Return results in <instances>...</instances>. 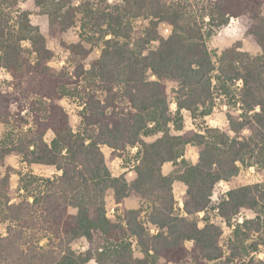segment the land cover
I'll list each match as a JSON object with an SVG mask.
<instances>
[{
    "label": "trees",
    "instance_id": "16d2710c",
    "mask_svg": "<svg viewBox=\"0 0 264 264\" xmlns=\"http://www.w3.org/2000/svg\"><path fill=\"white\" fill-rule=\"evenodd\" d=\"M19 2L0 0V73L9 76L0 82V123L8 127L0 142V264H264L251 256L264 251V0H76L66 23L51 21L64 31L77 17L80 29L71 44L60 29L52 33L68 50L59 69L27 15L28 36L20 37L11 16ZM231 18L245 22L261 54L227 48L216 63L207 40ZM139 21L147 22L140 30ZM160 25L170 27L168 36ZM94 48L99 56L86 67ZM167 82L176 85L175 111ZM238 82L240 112L227 114L228 131L171 132V125L182 130L183 111L210 115L215 90L227 93ZM67 97L81 106L77 132L60 103ZM189 146L195 163L184 159ZM103 147L109 160L137 148L132 181L112 175ZM9 156L59 175L20 177L22 194L11 202ZM249 167L261 182L228 188L216 209L227 226L243 209L255 216L236 223L223 245V228L200 226L197 216L220 182ZM174 182L185 186L180 214ZM108 191L118 206L114 220ZM127 198L145 207L126 208ZM75 239L85 241L83 252L69 246Z\"/></svg>",
    "mask_w": 264,
    "mask_h": 264
},
{
    "label": "rangeland",
    "instance_id": "374dc122",
    "mask_svg": "<svg viewBox=\"0 0 264 264\" xmlns=\"http://www.w3.org/2000/svg\"><path fill=\"white\" fill-rule=\"evenodd\" d=\"M75 2L76 0H43L40 2L36 0H20L18 7L15 9V11H13L14 13L12 12L11 14L14 25L19 28L18 32L21 38H23V36H28V32L24 31V28L27 27L26 25H24V18L25 15H27L28 24L31 27L38 29L39 33L45 39L47 48L52 51L53 55L50 61V65L55 69H59L65 65L66 59L68 57V50L64 46H62L56 38L52 37V33L56 34L60 29V35L63 42L66 44H71L79 40L80 29L78 26L77 17H74L75 23L64 31H61V26L63 24L58 26L57 23H52L51 21L55 16H57L59 18L58 20H56L57 22L60 23L65 21L64 23H66V21L68 20V10L70 8V5H73ZM146 24V21H139L136 23V26L140 30L143 29ZM52 26L54 28L53 31ZM246 30L247 26L245 22L236 18H231L224 29H222L217 35L207 40L208 48L213 54V60L217 63L218 56H220L221 53L227 48H236L237 50H241L252 55L261 54L260 46L253 38V36H249L246 33ZM158 32L163 37H166L170 33V27L166 25H160L158 27ZM155 46L156 43H151L145 46V49H154ZM98 56L99 49L94 48L85 61L86 67H89V64ZM150 77L151 79H154V77ZM4 79H9V76L4 71H2L0 73V82ZM166 85L168 96L171 102L170 109L171 111H175L176 106L173 103V99L176 85L171 82H167ZM240 86V82L236 83V85L231 86L230 90L227 93L220 91V89H216L214 92L213 109L210 115L202 117L199 115V113H197L196 115H191L189 112L183 111L182 130H176L175 126L171 125V132L173 134H179L188 129L203 131L206 127L219 128L223 131H228L227 114H236L240 112L238 111V104H236L239 93L238 88ZM60 103L69 114V121L73 130L77 132L80 127L79 112L81 110V106L79 104V101L77 99L67 97L62 99ZM7 130L8 127L0 123V142ZM156 137L157 136L146 137L144 138V140L147 142H151ZM50 139L51 135H48L47 140L50 141ZM102 151L106 157L107 166L109 167L113 175L119 174L122 169H125L127 171L131 170L132 166L136 162V151L132 149L131 151H128L126 154H124L122 158L116 159L115 162H112L108 159L110 155V150L108 148L103 147ZM196 156L197 154L195 148L189 146L186 150L184 159L190 163H195ZM7 162L8 165L13 169L10 177L9 192L11 202H17L22 194V191L19 190L21 185L20 177L26 178L28 177V175H34L43 178H53L59 175V172L56 171V169L53 167L40 165H35L32 167L26 166L18 157H10L7 159ZM171 167V165H168L165 168L164 172L167 173L171 169ZM258 182H261V178L256 173L255 167H249L242 168L239 174L234 177L229 183H219L212 196L211 204L205 210V212H202L197 216L199 225L202 226L204 221L208 220L218 226H221L224 230L223 245H225L226 239L231 235L233 226L236 223H241L245 218H253L255 214L252 211L243 209L236 217L231 220V225L233 226H227L217 214L216 204L218 202V199L230 187L250 185ZM184 189L185 187L182 183H176L174 186V195L176 199L175 212L177 214L181 213ZM140 206L145 207V205L137 200H127L126 202V207L129 208H138ZM116 209L117 207L113 205V200L111 198V191H109L106 199V210L109 218L114 220L116 219V217H118V212ZM152 230L151 232H154V230ZM3 235H5L4 226H0V236ZM69 246L76 252H83L86 249V243L83 239H75L70 243ZM134 253L135 256L141 257V254L137 250L136 246H134ZM251 256L255 257L257 260L264 262V251L262 250L252 253ZM88 264L96 263L94 261H90ZM158 264L171 263H167L161 259Z\"/></svg>",
    "mask_w": 264,
    "mask_h": 264
},
{
    "label": "crops",
    "instance_id": "0c3cea01",
    "mask_svg": "<svg viewBox=\"0 0 264 264\" xmlns=\"http://www.w3.org/2000/svg\"><path fill=\"white\" fill-rule=\"evenodd\" d=\"M111 152V151H110ZM10 157H18V156H9V157H7L6 158V162H7V159L8 158H10ZM19 158V157H18ZM116 159H118V158H116ZM116 159H114V160H110V161H112V162H115V160ZM196 160H197V156H196ZM107 162V161H106ZM7 164H8V162H7ZM168 165H171L170 163H166V164H164V166H163V173L164 174H168L171 170H172V167H171V169L167 172V173H165L164 171H165V168L168 166ZM32 166H35V165H31V167ZM172 166V165H171ZM47 167V166H46ZM109 168V167H108ZM111 171V170H110ZM112 173V172H111ZM113 175V174H112ZM119 175H125V177H126V179H127V181H132L134 178H135V173H134V171L131 169V170H125V169H122L121 170V172L119 173V174H117V175H114V176H119ZM176 183H180V182H174V184H173V193H174V186H175V184ZM221 183V182H220ZM222 183H224V182H222ZM185 187V186H184ZM109 192V191H108ZM183 192H185V189H184V191ZM108 194V193H107ZM174 197H175V195H174ZM111 198H112V191H111ZM106 199H107V196H106ZM112 200H113V198H112ZM127 200L129 201V200H137V199H134V198H127V199H125V201H124V205H125V207H126V202H127ZM176 200V199H175ZM138 201V200H137ZM113 205H115L116 207H118L115 203H114V201H113ZM182 206H183V203H182ZM126 208H129V207H126ZM139 208V207H138ZM129 209H136V208H133V207H131V208H129ZM182 210V209H181ZM153 231V230H152Z\"/></svg>",
    "mask_w": 264,
    "mask_h": 264
},
{
    "label": "built area",
    "instance_id": "2783aa9c",
    "mask_svg": "<svg viewBox=\"0 0 264 264\" xmlns=\"http://www.w3.org/2000/svg\"><path fill=\"white\" fill-rule=\"evenodd\" d=\"M241 84V83H240ZM132 150H135L136 152H137V148L136 147H134V148H132ZM131 151V150H130ZM222 183V182H221ZM226 192V191H225Z\"/></svg>",
    "mask_w": 264,
    "mask_h": 264
}]
</instances>
